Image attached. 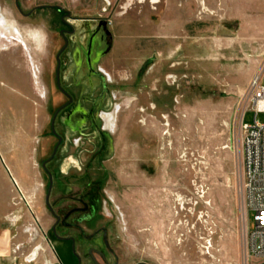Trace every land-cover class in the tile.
Listing matches in <instances>:
<instances>
[{"label":"rangeland","instance_id":"obj_1","mask_svg":"<svg viewBox=\"0 0 264 264\" xmlns=\"http://www.w3.org/2000/svg\"><path fill=\"white\" fill-rule=\"evenodd\" d=\"M141 1L107 0L112 38L100 63L123 103L104 164L116 244L132 264H251L240 123L264 70V0ZM13 16L0 28V264H52L41 162L55 142L58 46L43 21ZM76 139L63 152L72 174L92 150Z\"/></svg>","mask_w":264,"mask_h":264},{"label":"flooded vegetation","instance_id":"obj_2","mask_svg":"<svg viewBox=\"0 0 264 264\" xmlns=\"http://www.w3.org/2000/svg\"><path fill=\"white\" fill-rule=\"evenodd\" d=\"M107 3L0 0V21L5 24L13 14L15 22L41 20L54 29L51 40L58 47L52 95L59 105L50 123L54 146L51 155L41 162V170L44 207L51 218L48 245L54 246L60 260L65 255L71 264H121L120 255L112 247L118 239L117 228L112 219L108 220L104 191L108 177L104 164L113 153L112 137L123 104L122 97L110 91L111 80L100 65L112 38L107 13L108 6L111 10L114 6ZM72 136H77L73 147H81L87 139L92 146L88 150L90 159L83 168H75V174L66 170L63 160ZM11 181L18 187L12 177Z\"/></svg>","mask_w":264,"mask_h":264},{"label":"built area","instance_id":"obj_3","mask_svg":"<svg viewBox=\"0 0 264 264\" xmlns=\"http://www.w3.org/2000/svg\"><path fill=\"white\" fill-rule=\"evenodd\" d=\"M247 112L254 113V123L247 124ZM264 112V70L251 83L249 105L240 123L244 156V193L246 206L254 215L248 231L251 264H264V124L257 120Z\"/></svg>","mask_w":264,"mask_h":264},{"label":"crops","instance_id":"obj_4","mask_svg":"<svg viewBox=\"0 0 264 264\" xmlns=\"http://www.w3.org/2000/svg\"><path fill=\"white\" fill-rule=\"evenodd\" d=\"M122 22H124V25H126L128 31H131L132 30V26H130L128 24L129 20H125ZM113 69H111L109 66H107V71H112ZM110 75V74H108ZM111 76V75H110ZM50 247V250L52 252V264H71V261L64 255V257L62 256V260L59 259V257L57 256V254L55 253L53 247L49 246ZM112 247L118 252V254L120 255V258H121V264H132V260H131V257L130 256H127V257H124L123 255H121V251L125 249V246L123 248L121 247H118L117 244H112ZM140 262V261H139ZM139 262H136L134 264H138Z\"/></svg>","mask_w":264,"mask_h":264},{"label":"bare ground","instance_id":"obj_5","mask_svg":"<svg viewBox=\"0 0 264 264\" xmlns=\"http://www.w3.org/2000/svg\"><path fill=\"white\" fill-rule=\"evenodd\" d=\"M5 23L3 22V21H0V28H5ZM8 27V26H7ZM7 32H10V31H7ZM17 35H15L16 37H18L19 38V41L22 39V46L26 49V50H28L27 48H28V45H27V43H26V37L25 36H23L22 37V34H20V33H18L17 31L15 32ZM3 34V33H2ZM11 35V34H10ZM14 36V35H13ZM44 35H42V33L41 32H37V33H34V34H32L31 36H30V39L36 44V46L40 49V48H42L43 46H44V37H43ZM17 38V39H18ZM16 39V38H15ZM16 39V40H17ZM165 119V118H164ZM167 127V128H171V124L170 123H168V124H166V125H164V127ZM162 128V127H161ZM166 135H169V132H167V134ZM164 215V214H163Z\"/></svg>","mask_w":264,"mask_h":264},{"label":"water","instance_id":"obj_6","mask_svg":"<svg viewBox=\"0 0 264 264\" xmlns=\"http://www.w3.org/2000/svg\"><path fill=\"white\" fill-rule=\"evenodd\" d=\"M16 184V183H15Z\"/></svg>","mask_w":264,"mask_h":264}]
</instances>
